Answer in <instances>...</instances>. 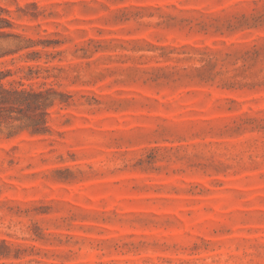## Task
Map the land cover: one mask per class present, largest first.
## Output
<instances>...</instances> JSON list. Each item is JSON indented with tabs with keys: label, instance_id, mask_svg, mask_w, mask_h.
I'll return each instance as SVG.
<instances>
[{
	"label": "rangeland",
	"instance_id": "1",
	"mask_svg": "<svg viewBox=\"0 0 264 264\" xmlns=\"http://www.w3.org/2000/svg\"><path fill=\"white\" fill-rule=\"evenodd\" d=\"M0 15L3 86L53 91L0 120V264H264V0Z\"/></svg>",
	"mask_w": 264,
	"mask_h": 264
},
{
	"label": "trees",
	"instance_id": "2",
	"mask_svg": "<svg viewBox=\"0 0 264 264\" xmlns=\"http://www.w3.org/2000/svg\"><path fill=\"white\" fill-rule=\"evenodd\" d=\"M0 23L8 24L7 21L1 18V15ZM8 27L10 28L11 26L8 24ZM2 29H4L3 26H0V36L7 37L8 35ZM16 52L0 54V59ZM11 76L12 73L10 71L3 73L0 70V120H5L10 123L9 129L12 133L23 130H29L34 135L44 133L46 131V118L48 116L47 110L51 106L50 97L53 91L45 90L36 92L33 89L27 90L21 84L20 87H15V82H9L10 88L6 89L2 81ZM20 108H26L32 115L23 116L22 118L14 117L13 114ZM12 122H18L19 125L14 126Z\"/></svg>",
	"mask_w": 264,
	"mask_h": 264
}]
</instances>
